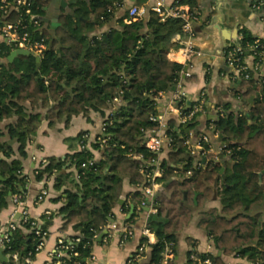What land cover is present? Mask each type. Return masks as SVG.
Wrapping results in <instances>:
<instances>
[{
    "label": "trees",
    "instance_id": "obj_1",
    "mask_svg": "<svg viewBox=\"0 0 264 264\" xmlns=\"http://www.w3.org/2000/svg\"><path fill=\"white\" fill-rule=\"evenodd\" d=\"M6 1L0 0V19L9 22L21 19L28 25L33 39L45 37L48 44L53 39L39 67L33 55H17L13 61L0 64V120L17 117L16 123L8 128L20 142L19 152L26 156L28 136L35 134L42 122L43 114L36 112L40 106L47 108L44 117L51 126L61 118L69 122L74 115L90 111L100 113L108 123L105 132L91 144L101 151L99 160L86 139L85 149L65 159L49 157L35 170L38 179L54 176L58 188L70 177V174L57 175L67 162L77 171V177L72 180L74 187L64 190L67 215L63 228L73 224L79 234L64 239L54 254V262L87 264L96 228L104 227L109 217L113 218L124 182L128 180L137 185L131 193L136 209L142 208L146 201L139 184L149 183L144 182L141 169L157 154L146 147L144 135L158 128L151 115L156 112L160 92L173 90L181 80L183 65L170 61L167 55L172 38L182 32L185 20L175 16L162 20L159 14L149 10L146 17L127 23L128 0H75L70 6L76 14L90 21L76 20L72 15L62 16L61 25L51 35L46 28L37 29L31 19V15L36 14L44 25L41 17L50 0H30V12L26 5L13 8L16 0ZM142 2L136 1L137 4ZM173 5H189L192 12L200 10L199 0H176ZM5 9L9 10L8 14ZM118 9H124V14L117 27L101 36L80 32L82 27L92 29L111 20ZM241 34L239 46L243 52L239 56L242 60L253 53L250 46L256 42L257 51L264 49V39L249 29L242 28ZM0 48V56L5 59L15 49L6 42L0 43ZM255 61L260 58L256 57ZM231 75L233 77V73ZM234 84L237 97L247 101L255 95V101L248 113H235L230 111V103H220L223 115L213 120L214 129L233 142L228 144L233 163H227L217 188L214 184L222 168L221 162L208 154L207 165L195 167L196 158L186 143L197 128L196 117L186 123L177 124L174 119L168 122L167 134L172 142L169 159L161 163L163 178L170 180L178 174L182 177L173 179L166 191L157 195L156 214L167 221L148 222L157 240L149 244L147 264H162L168 249L174 255L177 253L179 233L190 223L197 209L201 215L199 226L212 238L216 251H190L186 264H207V259L210 264H231L226 259L231 256L247 260V264H264V175L260 178L264 170V83L252 76L235 78ZM117 96L121 101L116 104L114 98ZM84 134L87 132L82 131L73 140L79 142ZM100 136L110 138L102 144ZM11 153V146L0 141V172L6 177L0 188V208L8 207L12 195L26 193L28 176L23 174L20 160L6 159ZM91 160L95 162L90 164ZM83 163L87 165L82 166ZM215 194L220 207L206 208ZM122 207L127 212L130 210L125 204ZM135 216L136 213L126 224L135 222ZM43 217L44 224L33 226L34 219L30 218L13 231L8 251L17 253L19 262L35 257L36 248L43 239V234H36V230L48 235V216ZM77 237H80L79 242L75 241ZM146 241L143 237L140 243ZM189 241L193 243L191 238ZM193 253L197 259L191 258ZM7 264H15L14 259Z\"/></svg>",
    "mask_w": 264,
    "mask_h": 264
},
{
    "label": "crops",
    "instance_id": "obj_2",
    "mask_svg": "<svg viewBox=\"0 0 264 264\" xmlns=\"http://www.w3.org/2000/svg\"><path fill=\"white\" fill-rule=\"evenodd\" d=\"M136 1L137 0H128L125 9H129V7L133 5L144 7L147 10L144 17L148 15L151 6L155 2V0H143L141 4H137ZM175 1L176 0H165V5L170 7ZM257 1L258 0H199L200 17L195 23L196 36L192 41L196 49L201 51V55H195L188 59L184 55V40L179 41L177 38L179 33L175 34L172 38V46L167 57L170 61L182 64V71L184 72L181 73V80L173 90L162 91L158 95L157 107L160 112L164 114L167 123L169 120L174 119L177 124H180L182 123L181 114L185 113L183 109H188L189 111L194 104L198 102L201 103L202 110L196 117L197 128L191 135L192 142H197L199 137L206 133L212 138L215 147H219L223 143L227 146L228 144H232L214 129L213 120L218 117L216 114L217 108L220 107L221 102H228L231 104L230 111H234L235 113H248L250 107L254 104L255 99L253 103L249 101L252 96L245 101L235 95L234 88H236V85L231 75L232 70L226 63L224 57L225 51L230 46L224 49L222 56L216 53L220 51L222 45L237 42L239 38L242 39V28H247L255 36L264 39V9L257 10L254 7ZM57 5H59V1L50 0L49 4L46 6L50 7V11L46 12L44 10L45 16H52L55 14L54 8ZM183 7L184 9H189L188 5H184ZM62 11L63 9H61V12ZM123 14L124 9H118L116 15L111 20L97 24L88 34L90 36H101L110 28L117 27L119 25L118 20ZM3 21L4 19H0V23ZM88 21L90 20L88 19ZM43 28H46L51 35H54L56 30V28L51 27L50 22L47 23L45 21ZM2 42L3 39L0 37V43ZM50 42H53V39H51ZM7 62L11 61L8 58L5 59L0 56V64ZM244 62L250 69H254L256 66V61L252 54L246 55L244 57ZM262 71L264 73V65H262ZM185 72H188L189 75H186ZM181 91L184 92V95H182L179 101L174 103L173 98L175 94L181 93ZM202 95H204L203 101L200 100ZM171 105L176 107L174 111L171 110ZM46 111L47 108L43 106L36 109V112H41L43 114V119L36 133L28 136L25 147L26 156H23L19 152V140L9 133L8 126L10 124H15L17 117L13 116L0 120V130L2 132L0 141L6 142L12 148L11 156L6 157V159L8 161L14 159L20 160L22 172L28 176L26 193L24 196L22 195V208L27 211L30 218L38 220L40 224L46 222L43 216H48L49 228L44 247L36 253L29 264H54V254L57 252L59 241L79 234L73 224L63 228L67 215V212L64 210L67 205L64 190L74 187L72 180L77 177V171L71 166V162H67L62 170L64 167H67L65 174H70V177L65 180L66 183L63 186L58 188L56 187L54 176H46L43 179L37 178V172L35 170L39 167L41 160H48V158L52 156L65 159L69 154L78 151L80 149L79 142L73 139L82 131L87 132L89 147L93 149L96 159L99 160L101 158V151L91 146V144L95 142L97 136L101 134L102 124L105 120L100 113L90 111L87 114L74 115L69 122H66L65 118H61L57 123L51 126L44 117ZM170 150L171 144L166 141L159 155L161 161L169 159ZM210 155L212 156V154ZM219 158V160L215 161L221 162L222 159H225L226 165L227 163H233L231 156L228 154H221ZM178 177L181 178L182 174H178ZM178 177H173L172 180ZM5 180L6 177L0 172V188ZM169 184L168 179L163 178V176L159 178L158 182H156L154 196L146 198L145 204L139 210L136 208L134 209V213H136L135 222L131 223L133 234L128 238H124V229L126 226L130 225L126 224V220L131 218L134 214L130 216L131 207L134 205L131 193L137 189V185L131 184L126 180L124 182L121 200L114 208L113 218L109 217L108 224L99 228L102 232L108 230V233H106L101 240H98V234L96 232L92 250V254L95 258L93 260H88L87 264H147L148 250L146 254L140 258L134 259V254L140 245L141 239L145 237L142 230L145 226H148L149 216L157 213L155 212L157 208H155L157 199L154 200V198H157L158 194L164 193ZM43 190H46L47 194L40 199L39 197ZM148 200L150 201L149 205H147ZM124 204L125 208L130 207L128 212L123 209L122 205ZM145 206L149 207V211L144 209ZM212 206L220 207L218 197L208 202L206 208ZM196 215H198V217L193 222V218ZM19 217L20 211L13 202V199L10 198L8 207L0 208V223L7 226L11 221L18 220ZM193 218L179 233L178 251L174 255L172 264H186L189 259L190 251H216L212 238H210L207 232L199 226L201 218L200 210L197 209L194 211ZM152 234V243H154L157 237L154 231H152ZM189 238L192 239L193 243L189 241ZM219 254L221 255L222 252L220 251ZM5 255L8 257V261L4 263L0 262V264H7L12 260V258L8 256V253L5 252ZM195 255L196 253H193L191 258ZM229 258L230 257H226L227 261L232 264ZM233 258L235 259L236 257ZM19 263V260L18 262L15 261V264ZM237 263L247 264L248 262L239 259Z\"/></svg>",
    "mask_w": 264,
    "mask_h": 264
},
{
    "label": "built area",
    "instance_id": "obj_3",
    "mask_svg": "<svg viewBox=\"0 0 264 264\" xmlns=\"http://www.w3.org/2000/svg\"><path fill=\"white\" fill-rule=\"evenodd\" d=\"M4 3H7L6 0H3ZM30 0H16L15 5L13 8H17L20 5H26L28 7L27 12H30ZM184 5H172V6H166L165 0H155L154 4L151 6L150 10L156 12L157 14L162 17V20L166 19L169 16H175V17H182L185 20V23L183 25V30L181 33L177 35V38L179 41L185 42L183 50L184 55L190 59L191 57L195 55H201V51L196 49V47L193 44V38L196 36L195 32V23L198 21L200 17V10L192 12L191 8L189 6V9H184ZM254 7L257 10L264 9V0H258L255 2ZM5 12L8 14L9 10L5 9ZM147 10L144 7H138V6H131L128 9V17L125 19V22L131 23L133 21H137L138 19H141L146 14ZM5 18V17H4ZM31 19L34 22V26H36L37 29H42L43 25L41 24V21L38 17V15L33 14L31 15ZM0 37H2L3 42H6L9 45H13L16 49H27L31 51L32 53H35L36 55L43 56L44 51L50 47V43L48 44L46 42L45 37H41L40 39H33L31 37L30 31L28 30V25L25 24L21 19L15 21V22H9L4 19L2 23H0ZM259 47L258 42H256L255 45L250 46L251 50H253L252 55L254 58L259 57L260 61L256 62V66L254 69H250L246 63L244 62V59L239 56L242 54L243 49L238 45L233 48H229L225 51V60L228 66L231 68L233 73V80L235 78H251L252 76H255L257 78L261 79V83H264V73L262 71V65H264V49L261 48V50L257 51V48ZM1 51V48H0ZM184 72V71H182ZM186 75H189L188 72H185ZM161 93V92H160ZM182 95H184V92L181 91V93H176L174 96V103L179 101L182 98ZM204 95L201 96V101L204 99ZM121 101L120 97L117 96L114 98V102L117 104ZM172 106V105H171ZM175 106L171 107V110H175ZM202 110L201 103L194 104L189 111L181 114V120L182 123H186L193 118L197 117ZM181 113V111H180ZM217 116L223 115V110L221 107L217 108ZM151 120L158 123V128L154 131H147L144 135V144L146 147L151 150L152 152H155L157 154V157L152 159L151 162L145 163L144 166H142V173L144 174L145 181L149 184L144 186V184H139V187L142 188L146 198H150L154 196L155 194V186L156 182H158L159 178H162L163 176V169L161 167L162 161L159 158L160 153L162 152L165 142L167 141L169 144L172 142V138L167 134L168 129V123L166 122L164 118V114L160 112L158 107H156V112L151 115ZM109 123H112L109 121ZM108 123L103 122L102 128H101V134H103L106 130V125ZM217 134V133H216ZM110 138L108 137H99V140L102 144L106 143V141ZM192 138V137H191ZM191 138L186 142L188 144V148L190 149V152L193 156H195L196 160L194 162L195 167H201L206 166L208 162V154H212L214 160H219L221 154H228L231 155V150L228 148V146L223 143L219 147H215L214 142L209 134H202L197 142H192ZM87 139V134H84L82 138L79 141L80 149H85L86 144L85 140ZM47 160L43 159L40 163H46ZM95 161L91 160L90 164H93ZM87 163H83L82 166H86ZM191 171L187 172V175H190ZM47 194L46 190L42 191V194L40 195V199L43 198L44 195ZM13 202L16 204L18 210L20 211V217L18 220L11 221L7 226H4L0 223V247L4 249L6 253H8V256L10 258H13L15 261L18 262L19 257L17 253H12L8 251L10 249V241H11V235L14 230L18 228V225L21 222H28L30 220V217L27 214V211L22 208V195L21 194H14L12 195ZM145 204V202H144ZM155 212H157V208L155 209ZM39 223L38 220L32 221V225L36 226ZM143 234L147 238L146 242L140 243L135 258H140L144 256L149 249V244L152 243L153 240V234L151 229L148 226H145L142 230ZM36 234L41 235L43 234V239L40 241L39 245L36 248V253L40 251L45 244L47 233L41 232V230H36ZM133 234V227L132 225H128L124 229V238H128ZM63 239L59 241L57 250L61 245L63 244ZM76 242L80 241V237H77L75 239ZM78 253H75L77 255ZM95 256L91 254V256L88 257V260H93ZM174 258V253L168 249L164 255V258L162 260V264H170ZM193 259H197L195 256H192ZM32 258L27 257L23 262H20L19 264H29L31 262ZM60 261L54 262V264H60ZM205 263L210 264V260L207 259Z\"/></svg>",
    "mask_w": 264,
    "mask_h": 264
},
{
    "label": "water",
    "instance_id": "obj_4",
    "mask_svg": "<svg viewBox=\"0 0 264 264\" xmlns=\"http://www.w3.org/2000/svg\"><path fill=\"white\" fill-rule=\"evenodd\" d=\"M75 3V0H59V5L55 6L54 10H55V14H53L52 16H45L43 15L41 18L43 19V21L45 22H50L51 24V27L52 28H56L57 26H60L61 23L59 22V19L61 16H68V15H72L74 16V18L77 20V19H80L82 21H88V19H85L83 17H80L78 14H76L75 12V9L72 8L70 5ZM61 9H63V11L61 12ZM44 10L46 12H49L50 11V7H45ZM241 42V39L239 38V40L237 42H233V43H230V44H224L221 46L220 48V51L217 52L216 54L219 55V56H222L223 55V51L224 49H226V47L230 46H237L239 45ZM52 44L53 42H50V47H52ZM17 55H33L36 60H37V64H38V67L40 66V63H41V56L39 55H36L35 53H32L31 51L27 50V49H23V48H20V49H16V50H13L12 53L10 54V56L8 57V59L10 61H12ZM255 99V96H252L249 101L251 103H253ZM223 139V138H221ZM233 143V142H231ZM221 163L223 164V167L221 168L217 178H216V181H215V184H214V187L217 188L218 186V182H219V178L222 176L224 177V174H225V166H226V160L225 159H222ZM66 168L67 167H64L63 170H61L60 172H58V175H61V174H65L66 173ZM264 175V170H262L260 172V178H262V176ZM176 179V178H175ZM172 182V179L171 180H168V183H171ZM163 192V191H161ZM215 198H217V194H215ZM156 198H154L155 200ZM122 202V201H121ZM150 204V201L148 200L147 201V205ZM157 207V205H155V208ZM134 209H135V206L132 205L131 207V211H130V216L134 213ZM145 210L149 211V207L148 206H145L144 207ZM151 221H160V222H166L167 219L165 217H159L157 214H151L148 218V222H151ZM96 232L98 234V240H101L104 235L106 233H108V230H105L104 232H102L99 228H96ZM8 261V257L5 255V251L2 247H0V262H7Z\"/></svg>",
    "mask_w": 264,
    "mask_h": 264
},
{
    "label": "rangeland",
    "instance_id": "obj_5",
    "mask_svg": "<svg viewBox=\"0 0 264 264\" xmlns=\"http://www.w3.org/2000/svg\"><path fill=\"white\" fill-rule=\"evenodd\" d=\"M93 29V28H92ZM91 28H87V27H82V29L80 30L81 33H89L91 30ZM198 217V215H196L194 218H193V222L196 220V218ZM240 258H233L232 256L229 258V260H231L232 264H236L237 261L239 260ZM247 260H245L246 262Z\"/></svg>",
    "mask_w": 264,
    "mask_h": 264
},
{
    "label": "flooded vegetation",
    "instance_id": "obj_6",
    "mask_svg": "<svg viewBox=\"0 0 264 264\" xmlns=\"http://www.w3.org/2000/svg\"><path fill=\"white\" fill-rule=\"evenodd\" d=\"M59 0H56V2H58Z\"/></svg>",
    "mask_w": 264,
    "mask_h": 264
}]
</instances>
